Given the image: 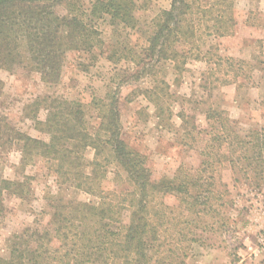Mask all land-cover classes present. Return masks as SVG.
<instances>
[{"label":"rangeland","instance_id":"rangeland-1","mask_svg":"<svg viewBox=\"0 0 264 264\" xmlns=\"http://www.w3.org/2000/svg\"><path fill=\"white\" fill-rule=\"evenodd\" d=\"M94 1L40 0L52 11L53 18H82L98 32L102 42L91 52L87 46L92 40L83 41L78 51L67 52L56 83L40 79L23 45L22 63L12 70L0 69L1 257H8L13 234L20 235L28 227L40 230L49 220H59L51 219L53 208L58 206L54 199L59 180L55 163L50 162L51 157L36 156L20 165L21 142L14 138L22 132L48 142L52 133L41 129L48 105L62 117L78 108L92 132L98 127L102 104L110 100L108 95L120 83L124 138L146 156L154 178L161 180L173 178L178 168L183 167L189 174L200 167L207 158L205 142L217 132L220 118H228L242 136L264 126V0H235L237 23L232 34L220 38L203 36L201 41L197 38L205 60L191 59L180 72L170 64L156 67V82L150 77L133 80L137 69L129 58L135 62V51L146 45L153 18L171 0H134L133 28H125L121 21L113 22L105 14L93 18L90 11ZM218 58L232 61L215 65ZM161 80L168 84V89L159 84ZM154 84L159 86L153 89ZM207 111L214 113L210 120L205 118ZM73 123L74 120L66 126L67 135L71 134ZM9 140H13L12 146ZM210 154L214 157L210 170L214 186L208 209L195 217L172 197H166L162 203L172 216L194 220L190 231L184 230L187 234L182 243L183 264H197L198 258H193L204 256L208 250L224 255L225 264H264V245L259 241L264 232V181L260 182L254 172L244 171L243 162L231 167L228 145L223 143L219 150L211 149ZM84 155L89 161L93 151L88 149ZM107 172L103 188L112 190L116 184V190L122 189L124 185L116 180L118 174L123 178L122 172L115 166L108 167ZM60 189V203L65 206L72 199H90L67 184ZM160 201L157 198L153 204L157 206ZM63 210L66 212L67 207ZM125 214L123 223L128 222V213ZM60 245H64L57 253L61 258L67 246L58 241L54 248ZM181 261L177 256L175 264Z\"/></svg>","mask_w":264,"mask_h":264},{"label":"trees","instance_id":"trees-1","mask_svg":"<svg viewBox=\"0 0 264 264\" xmlns=\"http://www.w3.org/2000/svg\"><path fill=\"white\" fill-rule=\"evenodd\" d=\"M133 1L95 0L90 14L93 18L105 14L111 21L119 20L125 28H133ZM234 11L235 0H171L169 7L160 9L153 18L146 45L135 51V62L129 58L137 69L133 80L150 77L156 82V67L170 64L180 72L191 59L205 60V55L201 56V44H196L197 38L201 41L203 36L220 38L232 34L237 23ZM86 40L93 41L87 46L90 52L102 43L98 32L78 16L53 18L52 11L40 0H0V69L12 70L22 63L23 45L40 79L56 83L66 53L80 50ZM229 61L232 60L218 58L215 65ZM226 72L230 73L228 69ZM159 84L168 89L163 80ZM120 87L119 83L108 95L110 100L102 104L98 127L92 132L85 126L84 114L78 108L62 117L48 105V115L41 122L44 125L41 129L52 133L48 142L16 133L14 138L21 142L20 165L36 156L54 160L50 162L55 163L59 173L58 193L54 196L58 206L53 208L51 219L58 217L61 221L49 220L40 230L28 227L20 235L13 234L8 257L0 256V264H175L177 256L182 259L178 264H183L182 243L187 234L184 230L190 231L194 220L172 216L162 203L166 197H172L195 217L208 209L214 186V175L210 172L214 157L210 150H219L223 143L228 145L231 167L243 162L244 171L250 170L260 182L264 181V126L242 136L228 118H220L217 132L205 142L207 158L199 168L188 174L181 167L171 179L154 178L146 156L124 138ZM66 104L71 106L63 105ZM215 113L221 116L220 112ZM213 114L205 112L206 120ZM72 120L74 126L67 135L66 126ZM9 144L12 146L13 140ZM88 149L93 151L89 161L84 155ZM110 166L123 174V178L120 174L116 178L124 185L119 191L116 184L112 190L102 186ZM64 184L86 193L90 199H72L67 206L61 204L58 194ZM157 198L161 201L156 206L153 203ZM65 207L67 210L63 212ZM125 213H128L127 223H123ZM112 223L122 226L115 227ZM58 241H64L67 246L61 258L57 253L64 245L54 248Z\"/></svg>","mask_w":264,"mask_h":264},{"label":"crops","instance_id":"crops-1","mask_svg":"<svg viewBox=\"0 0 264 264\" xmlns=\"http://www.w3.org/2000/svg\"><path fill=\"white\" fill-rule=\"evenodd\" d=\"M165 5L166 4H163L162 7L166 9V8L169 7L170 3H167L166 6ZM207 253H209V254L207 255ZM203 254H204V256L200 255L202 257L198 256V257L193 258V259H197L198 258L197 261H196L197 264L198 263L204 264L205 262H208V264H225V261L223 260L224 259V255L216 254V250H212V251L208 250V252L203 253ZM205 255L210 256L212 258H208ZM216 256H219V258H216ZM193 262H195V261H193Z\"/></svg>","mask_w":264,"mask_h":264},{"label":"built area","instance_id":"built-area-1","mask_svg":"<svg viewBox=\"0 0 264 264\" xmlns=\"http://www.w3.org/2000/svg\"><path fill=\"white\" fill-rule=\"evenodd\" d=\"M260 243L264 245V232L263 234L260 235V239H259Z\"/></svg>","mask_w":264,"mask_h":264}]
</instances>
